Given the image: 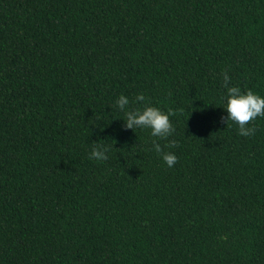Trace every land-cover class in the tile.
Returning <instances> with one entry per match:
<instances>
[{"label": "trees", "instance_id": "1", "mask_svg": "<svg viewBox=\"0 0 264 264\" xmlns=\"http://www.w3.org/2000/svg\"><path fill=\"white\" fill-rule=\"evenodd\" d=\"M224 72L264 96V0H0V264H264V117L225 121Z\"/></svg>", "mask_w": 264, "mask_h": 264}, {"label": "clouds", "instance_id": "2", "mask_svg": "<svg viewBox=\"0 0 264 264\" xmlns=\"http://www.w3.org/2000/svg\"><path fill=\"white\" fill-rule=\"evenodd\" d=\"M230 76L227 72L223 73V87L226 89V94L221 103L222 108L226 110V120L233 121L242 136H251L255 129L247 126L249 121L255 120L257 117H264V96L254 93L251 90L242 91L237 85L230 83ZM145 97L142 93L135 96V102H143ZM129 97L120 94L116 100V107L124 112L125 119L124 127L132 129H150V135L158 139H167L170 137L175 129L169 117L172 115L171 111H161L158 107L145 105L142 108L129 109ZM174 146V142L170 145ZM152 147L165 164L171 168L177 161L175 153L168 151L164 152L161 145L155 140ZM108 148L103 145L94 146L90 152L89 158L103 161L108 159Z\"/></svg>", "mask_w": 264, "mask_h": 264}]
</instances>
